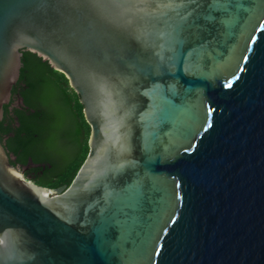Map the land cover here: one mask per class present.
Masks as SVG:
<instances>
[{
    "label": "water",
    "instance_id": "1",
    "mask_svg": "<svg viewBox=\"0 0 264 264\" xmlns=\"http://www.w3.org/2000/svg\"><path fill=\"white\" fill-rule=\"evenodd\" d=\"M22 48L88 150L47 187L0 142V264H264V0H0V117Z\"/></svg>",
    "mask_w": 264,
    "mask_h": 264
},
{
    "label": "trees",
    "instance_id": "2",
    "mask_svg": "<svg viewBox=\"0 0 264 264\" xmlns=\"http://www.w3.org/2000/svg\"><path fill=\"white\" fill-rule=\"evenodd\" d=\"M18 77L2 104L0 142L33 182L68 184L87 150L89 125L65 75L34 51L20 49Z\"/></svg>",
    "mask_w": 264,
    "mask_h": 264
},
{
    "label": "snow or ice",
    "instance_id": "3",
    "mask_svg": "<svg viewBox=\"0 0 264 264\" xmlns=\"http://www.w3.org/2000/svg\"><path fill=\"white\" fill-rule=\"evenodd\" d=\"M207 2L209 4L210 9L218 8L224 4H226L227 0H188V3L190 4H197L202 5L203 3ZM191 15V14H190ZM211 19V17H208ZM182 25H178L173 29V32L169 34V44L172 47L173 51H175L176 47H178L181 43L177 33L180 30ZM163 89L162 85H154L152 92L154 95H158L161 93Z\"/></svg>",
    "mask_w": 264,
    "mask_h": 264
},
{
    "label": "flooded vegetation",
    "instance_id": "4",
    "mask_svg": "<svg viewBox=\"0 0 264 264\" xmlns=\"http://www.w3.org/2000/svg\"><path fill=\"white\" fill-rule=\"evenodd\" d=\"M21 168H23L24 174H25V166H20Z\"/></svg>",
    "mask_w": 264,
    "mask_h": 264
}]
</instances>
